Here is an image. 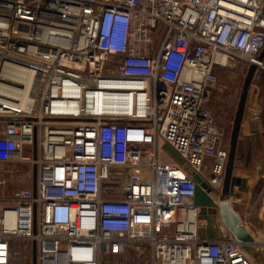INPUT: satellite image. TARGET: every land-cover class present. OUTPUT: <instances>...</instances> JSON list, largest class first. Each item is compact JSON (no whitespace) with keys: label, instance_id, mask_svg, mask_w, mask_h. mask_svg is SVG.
I'll use <instances>...</instances> for the list:
<instances>
[{"label":"built area","instance_id":"1","mask_svg":"<svg viewBox=\"0 0 264 264\" xmlns=\"http://www.w3.org/2000/svg\"><path fill=\"white\" fill-rule=\"evenodd\" d=\"M263 47L264 0H0V163L29 176L0 199V264H252L201 237L196 181L163 144L221 187L217 67L264 69Z\"/></svg>","mask_w":264,"mask_h":264},{"label":"water","instance_id":"2","mask_svg":"<svg viewBox=\"0 0 264 264\" xmlns=\"http://www.w3.org/2000/svg\"><path fill=\"white\" fill-rule=\"evenodd\" d=\"M264 57V47L259 53L257 60L261 61ZM256 65L248 66L240 91L236 111L232 121V127L228 143V156L224 172V180L221 187L210 185L205 178L195 174L192 168L186 164L183 159L168 145L163 144V149L180 165L193 175L196 181L195 194L193 198L194 204L198 207V218L202 226L200 232L203 230L205 234L201 236L203 239H214L219 234L221 235L222 228L225 229L228 237L231 235L238 243H240L244 250L251 255L257 262L264 264L263 250L255 244V239L241 223L237 213L229 206L227 197L232 195L234 187L243 185L241 179L234 177L232 172L234 168L236 150L241 129V123L244 114L245 103L247 99L248 89L252 78L256 72ZM36 154V139L33 140V157ZM32 192L36 193V168L33 167L32 172ZM212 193L217 194L218 200L215 201ZM34 260V252H33Z\"/></svg>","mask_w":264,"mask_h":264},{"label":"crops","instance_id":"3","mask_svg":"<svg viewBox=\"0 0 264 264\" xmlns=\"http://www.w3.org/2000/svg\"><path fill=\"white\" fill-rule=\"evenodd\" d=\"M264 60V57H263ZM245 66V65H244ZM246 67L244 72L246 73ZM264 69L255 72L248 89L243 119L236 150L233 176L240 178L243 185L235 186L227 197L229 206L237 213L241 223L255 239V244L264 248ZM261 110L258 121L251 124L244 120L252 106ZM208 161V160H207ZM208 169L203 170L207 177ZM203 223H201L202 226ZM205 232L202 230L200 235ZM222 228L214 239L225 237ZM114 256V255H113ZM116 257V256H114Z\"/></svg>","mask_w":264,"mask_h":264},{"label":"rangeland","instance_id":"4","mask_svg":"<svg viewBox=\"0 0 264 264\" xmlns=\"http://www.w3.org/2000/svg\"><path fill=\"white\" fill-rule=\"evenodd\" d=\"M219 78L227 85L225 90H215L208 102L207 108L210 110L214 120L224 128L225 142L229 143V136L232 127L233 117L236 111L243 79L245 76V66L242 62L232 68L217 67ZM164 150V149H163ZM26 151V150H24ZM165 151V150H164ZM166 152V151H165ZM167 153V152H166ZM26 154V152H25ZM168 155V153H167ZM165 160H169L165 158ZM19 169V176L14 174V169ZM9 171H12L10 173ZM5 183L0 184V199L8 197L15 188L27 187L29 184L28 165L25 163H0V180ZM263 257H264V248ZM252 264H261L250 255ZM100 264H148L145 258H136L134 261L126 262L122 258L110 256L104 258Z\"/></svg>","mask_w":264,"mask_h":264},{"label":"bare ground","instance_id":"5","mask_svg":"<svg viewBox=\"0 0 264 264\" xmlns=\"http://www.w3.org/2000/svg\"><path fill=\"white\" fill-rule=\"evenodd\" d=\"M212 197L214 198V200H215V201H217V200H218V196H217V194H215V193H212Z\"/></svg>","mask_w":264,"mask_h":264},{"label":"trees","instance_id":"6","mask_svg":"<svg viewBox=\"0 0 264 264\" xmlns=\"http://www.w3.org/2000/svg\"><path fill=\"white\" fill-rule=\"evenodd\" d=\"M264 77V76H263Z\"/></svg>","mask_w":264,"mask_h":264}]
</instances>
